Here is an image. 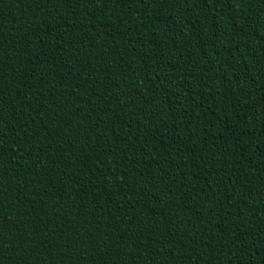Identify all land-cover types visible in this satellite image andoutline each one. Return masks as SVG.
I'll return each instance as SVG.
<instances>
[{"label":"trees","instance_id":"obj_1","mask_svg":"<svg viewBox=\"0 0 264 264\" xmlns=\"http://www.w3.org/2000/svg\"><path fill=\"white\" fill-rule=\"evenodd\" d=\"M0 264H264V0H0Z\"/></svg>","mask_w":264,"mask_h":264}]
</instances>
